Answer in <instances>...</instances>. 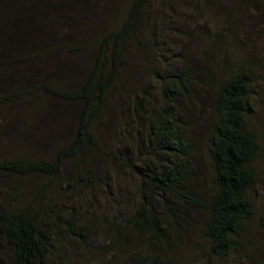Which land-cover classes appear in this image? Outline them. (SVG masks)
<instances>
[{
    "label": "trees",
    "instance_id": "obj_1",
    "mask_svg": "<svg viewBox=\"0 0 264 264\" xmlns=\"http://www.w3.org/2000/svg\"><path fill=\"white\" fill-rule=\"evenodd\" d=\"M109 1L0 0V129L14 132L17 140L23 141L20 136L30 122L35 124L34 115L53 108L58 110L52 114L53 122L67 121L69 132L52 156L39 151L36 155L0 158V185L7 183L8 187L0 189V264H47L56 236L52 229L64 226L71 235L86 238L75 230L73 222L43 206L46 193L59 180L66 162L77 155L81 158L76 159L72 169L78 178L87 181L96 173L83 169L86 153L95 151L117 158V154L106 150L96 127L108 121V103L126 83V48L133 43L132 48L159 52L162 41L148 15L150 5L180 0H118L113 5ZM203 5L221 12L222 28L211 35L216 42L224 40L222 32L242 29L243 20L252 11L264 13V0H204ZM102 19L106 21L102 29L88 36L86 29ZM88 50L87 63H80L81 59L74 64L59 63L60 53L78 58ZM181 55L176 58L177 62L182 60L181 68L168 69L159 76L168 107L150 119L145 140L136 131L137 143L145 145L144 154L149 151L141 161L143 165L135 167L129 149L122 146L119 151L150 192L143 195L144 201L131 222L134 233L144 232L149 243L161 250L167 246V223L158 215L157 203L151 201L153 194L178 203L170 209L171 224L178 232L180 221H185L181 209H204L208 215L198 231L200 239L207 243L210 256L223 260L240 250L258 216L249 196L257 183L256 163L264 154L260 135L251 124L255 115L250 102L255 76L242 61L222 74L211 75L209 66H217L211 60L184 64ZM198 84H212L214 95V117L207 141L211 179L206 202L190 184L194 178L190 169L193 147L182 133L184 123L180 117L185 114L182 101L194 97ZM149 97L146 88L140 102L138 98L133 101L138 120ZM67 106L72 107L68 119L61 117ZM142 155L140 150L139 158ZM79 166L83 170L79 171ZM24 188L25 195L18 193ZM12 191L16 196L10 202L7 195ZM19 194L23 198L17 202ZM120 264L177 263L160 255L140 253L126 257Z\"/></svg>",
    "mask_w": 264,
    "mask_h": 264
},
{
    "label": "rangeland",
    "instance_id": "obj_2",
    "mask_svg": "<svg viewBox=\"0 0 264 264\" xmlns=\"http://www.w3.org/2000/svg\"><path fill=\"white\" fill-rule=\"evenodd\" d=\"M203 1L151 3L148 15L153 21L157 38L162 41L161 50H143L140 46L135 49L132 48L133 43L131 47L127 46L129 66L123 75L126 83L108 103V121L105 119L104 125L96 127L106 150L117 154V158L112 155H98L95 151L86 153L87 160L83 169L91 171L92 174L96 173L91 181H87L78 178L76 170L72 169L76 159L81 158L77 155L74 160L66 162L59 180L46 193L43 206L53 209L61 219L73 222L77 227L75 230L86 236L81 238L71 235L64 226L52 229L56 236L53 239L52 254L46 259L47 264H120L126 257L138 256L140 253L160 255L163 259L177 264H264V154L256 163L257 183L249 190V196L257 209V219L248 239L244 240L240 250L229 258L222 260L210 256L207 243L200 239L198 231L208 215L204 209H181L185 214V221H180L178 232L174 230L170 216V209L178 207V203L176 200L173 202L153 194L151 201L157 203L156 211L167 223V246L161 250L149 243L148 235L144 232L134 233V225L131 222L144 201L143 195L148 196L150 192L143 187L142 181L128 167L124 155L119 151H122V146L129 149V157L135 167L143 165L141 161L148 157L149 151L144 154L145 145L142 143L140 146L137 143L136 131L139 130L145 140L150 119L168 107L159 76L165 75L168 69L181 68L182 60L177 62L176 59L180 54L184 64L187 61L193 62L194 65L199 64L204 58L211 60L217 65L216 68L212 64L209 66L211 75L222 74L241 61L247 64L255 76L250 98L255 115L251 124L260 135L259 144L264 152V13L254 14L252 11L243 20L242 29L222 32L224 40L216 42L211 35L222 28L219 18L221 12L205 7ZM114 2L117 4L118 0L109 1L112 5ZM105 23V19L94 22L86 29L88 36H93L91 31L93 34L99 32ZM90 50L78 58L60 53L59 63L74 64L79 63L80 59V63H87ZM84 66L85 64H82V67ZM214 69L217 72H214ZM191 70L194 68L191 67ZM3 81L6 82L5 78ZM146 88L150 97L146 110L142 112L143 117H139L140 122L133 113L132 106L136 98L140 102L141 97H144ZM194 92V97L182 101L185 114L180 117L184 123L182 133L193 147L190 169L194 178L190 184L198 191L201 201L206 202L208 183L211 179L207 141L214 117L213 86L198 84ZM123 102L124 104H121ZM57 111L53 108L43 113L38 111L34 115L35 124L30 122L20 136L23 141H18L14 132L0 129V158L36 155L39 151L52 156L58 142L69 137L67 121L59 124L53 122L52 114ZM71 111L72 107L67 106L61 111V117L67 118ZM27 113H24L25 116ZM140 150L143 155L139 158ZM79 169L83 170L80 166ZM0 189H8L7 183L0 185ZM10 193L7 198L12 202L16 195L13 191ZM18 193L25 195L26 189H20ZM22 198L19 194L17 202L22 201ZM181 216L183 218V215Z\"/></svg>",
    "mask_w": 264,
    "mask_h": 264
}]
</instances>
